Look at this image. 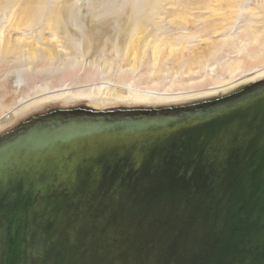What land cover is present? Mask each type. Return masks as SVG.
<instances>
[{
  "label": "water",
  "instance_id": "95a60500",
  "mask_svg": "<svg viewBox=\"0 0 264 264\" xmlns=\"http://www.w3.org/2000/svg\"><path fill=\"white\" fill-rule=\"evenodd\" d=\"M53 115L0 137V264H264V79Z\"/></svg>",
  "mask_w": 264,
  "mask_h": 264
},
{
  "label": "rangeland",
  "instance_id": "374dc122",
  "mask_svg": "<svg viewBox=\"0 0 264 264\" xmlns=\"http://www.w3.org/2000/svg\"><path fill=\"white\" fill-rule=\"evenodd\" d=\"M189 2L190 0H0V6L2 3L6 4V6L3 5L2 12L11 7L13 10L11 15H4L2 18V20L7 19L2 29L4 32L9 31L7 27L10 26V21L13 22L20 16L24 17V21L27 19L50 20L51 26L56 24L52 31L48 29L51 26L46 27L38 22H34V25L29 29L24 30V25H28V23H24L21 24L20 30H10L11 37L25 49L29 47V51L32 52L35 47H39L44 50L46 55L50 51L59 53V50L55 49L56 42H58L65 49L60 52L61 57H75L79 53L82 57L81 65L77 66V69L73 70L69 77L54 73L52 68L45 64L46 61L30 66H28L29 64H18V66L9 69L5 72L6 77H8L6 86L14 88L12 90L16 96L14 101L24 93L25 88L31 85L36 86L37 83L42 82L66 84L64 87H60L62 89L57 88L59 90L55 92L51 91L55 89H49L46 90L48 92L41 91L36 95L41 94L42 96L58 91L64 92L66 89V91L83 90L93 87L114 88L115 91H124L126 94L133 91V88H137L136 84L133 83L139 81L141 83L139 92L161 99L155 103L130 98L113 99L111 96H104L100 91L98 96L111 101L105 109L101 110L94 108L84 99L76 100L77 102L74 101L67 105L52 100V102L28 107L25 109L26 111L7 115L6 117L10 116L8 118L10 122L0 127V137L22 127L24 124L33 122L38 117L55 116L53 115L55 112L63 109L64 111L89 109L104 112L133 109L153 111L172 109L223 98L264 79L262 76L253 80H242L250 72L264 68L263 51L251 60L255 64L254 69L250 67L251 71L236 74L222 82L213 81L216 67L213 62L206 61L205 58L211 55L220 42L232 39L237 35V32L242 33L243 28L231 31L225 36L220 33L210 34L203 31V24L206 22L214 19H225L226 22L233 24L236 21V16L226 18L219 15L213 18H194L191 15H200V12L196 10L192 12L193 14L183 18L180 13L177 15V12H174L178 5ZM241 12L249 16L244 25L245 34L256 39L254 43L250 42L246 49L255 48V44L264 47V0L251 3ZM131 15L137 20H146V22L149 20V22L142 26L138 24V27L135 21L129 22ZM180 22L184 23L182 27L178 25ZM132 31H136V33L132 34ZM163 33L169 34V38L174 37L177 43L172 47L173 50L168 49L161 53L159 61L161 67H157L155 72H151L147 66L153 50L151 45ZM187 33L188 35H185ZM129 42H132L133 46L128 48V51L123 52H125L128 60L132 59V62L137 64L130 77L132 80L136 78L134 82L117 77L120 76L121 67H130V63L126 64V62L118 66V61L122 57L117 58L121 54L123 46L128 45ZM47 59L48 57L44 56V60ZM105 61L113 62L112 67L109 68L104 63ZM184 61L187 64L182 66ZM86 74L91 75L92 79L87 78ZM237 80L241 81L236 86L226 90L220 89V87ZM42 92L45 93L42 94ZM195 93L200 95L196 96ZM5 96L4 94L0 95V105ZM171 97L175 98L171 99ZM167 98L171 101L162 103ZM31 100L26 101L23 105L31 102Z\"/></svg>",
  "mask_w": 264,
  "mask_h": 264
},
{
  "label": "bare ground",
  "instance_id": "6f19581e",
  "mask_svg": "<svg viewBox=\"0 0 264 264\" xmlns=\"http://www.w3.org/2000/svg\"><path fill=\"white\" fill-rule=\"evenodd\" d=\"M261 1L262 0H190L188 4L178 5L176 7L177 10L174 12H177V15H179L180 13L181 16H183V18L186 15L193 14L192 12H195L196 10L200 12V15L199 14L198 16L191 15L194 18L195 17L213 18V17H218L219 15L226 18H230L233 15L236 16V21L233 24L226 22L225 19H214L213 21L206 22L205 24H203V31H206L210 34L220 33L223 36H225L227 33L231 31H235L238 28H243L242 33L237 32V35L232 39L223 40L222 42H220L219 46H216L215 50L212 51L211 55L205 58L206 61L213 62V64L216 67L215 74L213 77L214 82L225 81L226 79L232 78L236 74L248 72L251 71V69L255 68V64L251 60L254 59V56L261 54L264 51V47L262 45L255 44L256 45L255 48H250L249 50L246 49V46L250 42L254 43L256 39L248 37V35L245 34L244 25L245 22L249 19V16H247L241 11L243 9H246L247 6L250 5L251 3L253 2L258 3ZM3 5L6 6V4L2 3L0 6V71H1L0 95L4 94L6 96L5 99L3 100V103L0 105V127H3L10 122L8 119L10 116L6 117L7 115L9 114L14 115L19 111L25 110L28 107L37 104L52 102V100L58 101L62 105H67L76 100L84 99L85 102L89 103L91 106H93L96 109H100V110L105 109L107 107L106 105L111 103V101L107 100L106 98H101L100 96H98L100 94V91L104 96L108 95L113 97V99L130 98V99H140L149 102L153 101L154 103L161 101V99H159L156 96H149L139 92L138 90H140L139 87L141 86V83L139 81H137V83H133L134 85L136 84L137 88H133V91H129L126 94L124 91H115L114 88L102 87L103 89H101L100 87H93L90 89H83V90L74 89V90L66 91L67 90L66 89L64 92L58 91L57 93L47 94L42 96L41 94H38L40 95L38 96L36 95V93L38 92L41 91L48 92L46 90L49 89H55V90H51L55 92L59 90L57 88L64 87V85L66 84V83H55V82H49V83L42 82V83H37L36 86L31 85L30 87L25 88L26 90L24 89V93L16 101H14L13 99L16 98V96H14L15 94L12 93V90L14 88L6 86L8 77H6L5 72L8 71L9 69L18 66V64L21 65L29 64L28 66H30L38 63L42 64L43 61H46L45 64L48 65L50 68H52L54 73L63 74L69 77V74L72 73L73 70L77 69V66L81 65L82 57L80 53L75 57H70V56L61 57L60 52H62L65 49L62 46H60L58 42H56L57 45H55V49L59 50V53L57 51L53 52L49 50L50 52L46 55L44 50L39 47H35V50L32 52L29 51L30 50L29 47L25 49L24 46L20 45L19 42H17V40L11 37V35L9 34L10 30L11 31L20 30L21 24L24 23H28V25H24V30L31 28L34 25V22L42 23V25H45L46 27L51 26L52 23L50 22V20L40 21V20L27 19L26 21H24L23 20L24 17L20 16L19 18L17 17L16 19H14L13 22H11L12 20L11 21L9 20L10 26L7 27L9 31L4 32L2 29L3 26H5L4 24L7 19L2 20V18L4 15L5 16L11 15L13 10L11 9L12 8L11 7L9 9L7 8V10H3L2 12ZM133 11H135L134 8ZM130 18L131 20H129V22L135 21L136 26H138V24L139 26H142L143 24L149 22V20H147V22L146 20L144 21H141L140 19L137 20L136 18H134L133 15H131ZM183 24L184 23L182 22L178 23L180 27H182ZM54 25L56 24L54 23ZM54 25H52L48 29L52 31ZM135 33L136 31H132V34ZM185 35H188V33ZM168 36L169 34L167 33L166 34L163 33L162 35H159L156 38L155 42L152 43L151 45V48L153 49L151 54V60L147 64L151 72L153 71L155 72L157 70V67H161V64L159 63L161 58L160 57L161 53L168 49L173 50L172 47L174 46V44L177 43L174 37L169 38ZM132 46L133 43L129 42L128 45L123 46V50L121 51V54L117 56V58L122 57L118 61V66H120V64H123L124 62H126V64L130 63V67L127 68L121 67L120 76H117L123 80H132L130 79L131 72L136 68L135 66L137 65L136 62H132V59L128 60L126 58L125 52L128 51V48ZM74 47L76 46L74 45ZM44 56H47L48 59L44 60ZM104 63L110 68L112 67L113 62L105 61ZM92 64H94V62H92ZM186 64L187 62L185 61L182 62V66ZM262 76H264V68L250 72L242 80H253L257 77H262ZM86 77L92 79L91 75L89 76L86 74ZM134 81H136V78L133 79L131 82ZM239 81L241 80L231 82L225 86L220 87V89L226 90L232 88L236 86L239 83ZM170 82L173 83V81ZM175 82H179V81H175ZM3 88L5 89L4 91ZM167 88L170 87L167 86ZM45 92H42V94ZM195 94L196 96L200 95L199 93H195ZM172 98L175 97H171V99ZM171 99L167 98L164 101L162 100L163 101L162 103H167L171 101ZM28 100H31V102L23 105Z\"/></svg>",
  "mask_w": 264,
  "mask_h": 264
}]
</instances>
